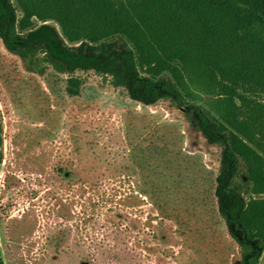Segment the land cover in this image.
<instances>
[{
    "label": "rangeland",
    "instance_id": "1",
    "mask_svg": "<svg viewBox=\"0 0 264 264\" xmlns=\"http://www.w3.org/2000/svg\"><path fill=\"white\" fill-rule=\"evenodd\" d=\"M12 1L21 34L52 23L71 45L122 36L142 74L169 75L214 118L239 160L243 224L264 243V47L199 21L204 0H136L139 8L120 25L94 29L60 17L54 0ZM69 76L32 74L0 42L4 264H237L239 246L213 190L221 148L169 99L144 108L94 70L72 74L81 85L69 96ZM32 122L42 127L35 145L28 142L36 137ZM60 168L70 173L59 175ZM139 185L154 188L169 218L136 197ZM173 218L183 223V235ZM58 229L69 231L67 242L49 254L44 237Z\"/></svg>",
    "mask_w": 264,
    "mask_h": 264
},
{
    "label": "trees",
    "instance_id": "2",
    "mask_svg": "<svg viewBox=\"0 0 264 264\" xmlns=\"http://www.w3.org/2000/svg\"><path fill=\"white\" fill-rule=\"evenodd\" d=\"M17 18L14 2L0 0V42L8 53L23 61L26 71L43 75L50 69L56 73L70 75L65 86L69 96L78 94L81 85L80 78L72 74L76 71L94 70L105 79L108 77L114 88L124 89L130 100L140 103L144 108L156 104L161 99H169L182 110L190 125L201 132L209 144L221 148L220 164L214 177L213 189L217 211L229 234L239 246L237 264H258L264 243L260 238L251 237L243 224L242 215L246 208V200L243 186L239 181L241 173L239 160L228 133L220 124L208 116L197 103L188 100L169 75L152 77L142 74L138 69L135 52L122 36L117 35L97 43L82 41L71 45L52 23L40 24L31 32L21 34L17 31ZM196 18L264 47V0H204L196 11ZM39 95L41 96V93ZM32 123L34 126H30V131H34L36 137L28 140L29 145L39 143L38 133L42 131L41 126ZM37 171L47 177L44 170ZM62 173L70 172L66 168H60L57 174ZM7 186L9 187V184ZM136 191L138 192L136 197L140 201L144 200L140 197L150 200L160 212L161 219L169 218L165 204L156 202L154 188L148 191L139 185ZM60 204L61 202L57 203L58 208ZM20 220L21 218L14 219L15 222ZM173 221L180 226L179 233L183 235L184 227L181 220L173 218ZM36 223L37 219L34 218L28 228L32 227L33 230ZM66 235H69V231L64 229L49 232L44 237V251L59 254L67 242ZM146 247L148 250L152 248L149 245ZM0 264H4L1 256Z\"/></svg>",
    "mask_w": 264,
    "mask_h": 264
},
{
    "label": "crops",
    "instance_id": "3",
    "mask_svg": "<svg viewBox=\"0 0 264 264\" xmlns=\"http://www.w3.org/2000/svg\"><path fill=\"white\" fill-rule=\"evenodd\" d=\"M53 3L60 6V10H56L60 17L70 21L84 20L90 24L84 25L88 29L116 27L127 12L139 8L136 0H54Z\"/></svg>",
    "mask_w": 264,
    "mask_h": 264
}]
</instances>
